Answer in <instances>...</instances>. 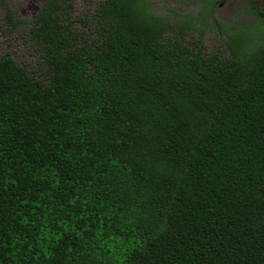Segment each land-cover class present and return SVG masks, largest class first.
<instances>
[{
    "label": "trees",
    "instance_id": "16d2710c",
    "mask_svg": "<svg viewBox=\"0 0 264 264\" xmlns=\"http://www.w3.org/2000/svg\"><path fill=\"white\" fill-rule=\"evenodd\" d=\"M72 9L31 22L47 83L0 57V264H264V9L227 59L147 0L98 1L95 37Z\"/></svg>",
    "mask_w": 264,
    "mask_h": 264
},
{
    "label": "rangeland",
    "instance_id": "374dc122",
    "mask_svg": "<svg viewBox=\"0 0 264 264\" xmlns=\"http://www.w3.org/2000/svg\"><path fill=\"white\" fill-rule=\"evenodd\" d=\"M72 26L84 37H95L91 17L100 0H71ZM16 19L23 24L8 32L0 5V57L9 56L26 74L40 82L47 83L48 73L42 61L39 48L29 38V28L39 11L43 0H6ZM148 9L153 14L166 18L170 28L165 40L178 41L195 47L201 41L202 53L208 57L217 54L229 58L226 48V32L249 27L254 21V11L264 9V0H147ZM190 15L193 29L182 37L177 33L176 16Z\"/></svg>",
    "mask_w": 264,
    "mask_h": 264
}]
</instances>
